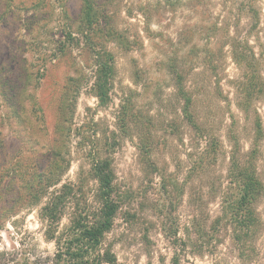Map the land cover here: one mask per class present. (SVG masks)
<instances>
[{
    "label": "rangeland",
    "instance_id": "rangeland-1",
    "mask_svg": "<svg viewBox=\"0 0 264 264\" xmlns=\"http://www.w3.org/2000/svg\"><path fill=\"white\" fill-rule=\"evenodd\" d=\"M244 89L264 131V0H0V264H66L103 159L114 264H264V196L238 235L222 202Z\"/></svg>",
    "mask_w": 264,
    "mask_h": 264
},
{
    "label": "trees",
    "instance_id": "trees-1",
    "mask_svg": "<svg viewBox=\"0 0 264 264\" xmlns=\"http://www.w3.org/2000/svg\"><path fill=\"white\" fill-rule=\"evenodd\" d=\"M86 21L91 25L93 16L86 15ZM71 36V34H69ZM65 46H63V50ZM93 89L99 101L104 104L108 97V83L112 74L111 58L105 61H97L95 64ZM20 86L15 83L9 84V88ZM242 92L241 98L236 102V107L245 116L250 118L252 123L253 138L249 150L240 152L235 143L229 156V167L227 169L226 193L223 198L224 212L229 211L233 221L237 223L238 229L235 232L247 233L255 222L254 206L258 200L264 196V179L258 170V161L261 157V144L264 139V131L260 116L257 112L250 111L252 95L248 91ZM185 97V96H183ZM187 114V112H185ZM68 129V128H67ZM62 132V131H61ZM202 159L201 166L202 169ZM93 177L98 184L97 201L100 205L98 220L92 223L78 224L80 229L74 245L71 250L69 243L65 252L66 264H114L115 258L108 251L102 248V242L106 232L112 227L113 217L116 212V206L111 201L113 173L110 167V161L107 159L94 160L91 166ZM50 184L48 187H50ZM55 185V184H53ZM54 208L47 206L44 210L53 212ZM51 215H54L51 214ZM49 218H51L49 216ZM100 249L97 256L91 259V251ZM88 257V258H86Z\"/></svg>",
    "mask_w": 264,
    "mask_h": 264
}]
</instances>
